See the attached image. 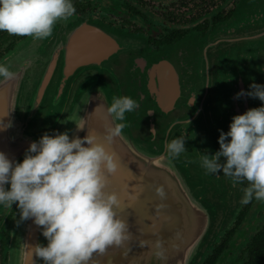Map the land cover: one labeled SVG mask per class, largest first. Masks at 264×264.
Returning a JSON list of instances; mask_svg holds the SVG:
<instances>
[{
	"label": "water",
	"instance_id": "obj_1",
	"mask_svg": "<svg viewBox=\"0 0 264 264\" xmlns=\"http://www.w3.org/2000/svg\"><path fill=\"white\" fill-rule=\"evenodd\" d=\"M73 22L59 21L54 29H66L63 24L71 27ZM77 36L68 44L72 55ZM41 41L31 37L0 62L15 74L12 80L0 76V152L15 165L45 134L67 132L70 139L96 136L116 155L119 169L109 176L105 191L116 192L123 201L117 212L128 221L133 239L122 248L110 247L104 255L94 254L93 259L98 264H200L243 208L248 182L233 187L222 170L208 174L201 166V155L220 151V132L230 131L233 117L264 107L258 98H236L242 90L251 91L252 83L264 85V0H242L233 18L204 41L190 39L187 45L152 56H130L146 44L134 35L107 31L101 46L93 39L83 45L91 51L99 49L101 58L96 57L95 63L102 65L101 72L106 65V77L86 79L91 84L81 83L79 93H48L43 87L52 76L39 75L37 99L27 107L24 87L36 53L30 48H38ZM78 80L84 81L76 76L74 81ZM125 96L139 107L126 113L124 121L114 120L107 109L113 97ZM43 97L51 108H41ZM193 97L195 103L190 104ZM61 102L60 108L54 107ZM118 123L127 126L108 143V129ZM181 136L186 151L171 157L165 145ZM161 187L163 199L156 193ZM5 189L10 190V184ZM137 192L138 199L130 200ZM16 204L0 217L6 264H45L35 254L30 260L28 256L36 245L47 246L43 228L34 218L22 221L19 207L11 215ZM4 207L0 204V211ZM158 252L163 256L158 257Z\"/></svg>",
	"mask_w": 264,
	"mask_h": 264
},
{
	"label": "clouds",
	"instance_id": "obj_2",
	"mask_svg": "<svg viewBox=\"0 0 264 264\" xmlns=\"http://www.w3.org/2000/svg\"><path fill=\"white\" fill-rule=\"evenodd\" d=\"M75 13L72 0H0V32L47 39L59 21H67ZM0 76L12 80L15 74L0 65ZM250 88L237 93L236 98L250 96L264 101V85L252 83ZM194 103L195 97L190 101ZM138 107L131 97H113L107 111L114 120L124 121L125 114ZM126 126L118 123L108 129V143ZM150 131L155 139L157 130ZM218 142L220 151L212 156L202 154L201 166L208 174L222 170L232 179L233 187L246 180L241 203L248 204L253 198L264 201V107L233 117L230 131L221 130ZM165 147L171 157H178L186 151L185 136L167 142ZM222 157L226 163H221ZM118 169L115 153L90 134L83 139H70L67 132L54 137L45 134L31 144L23 162L15 165L0 152V204L12 207L18 202L21 220L34 218L48 240L47 246L38 244L28 252L29 260L35 254L45 264H98L94 254L104 255L110 247L122 248L133 239L128 221L117 212L123 201L116 192L105 191L109 176ZM7 184L10 190L5 189ZM156 193L165 198L162 187ZM138 197L139 192L129 199Z\"/></svg>",
	"mask_w": 264,
	"mask_h": 264
},
{
	"label": "flooded vegetation",
	"instance_id": "obj_3",
	"mask_svg": "<svg viewBox=\"0 0 264 264\" xmlns=\"http://www.w3.org/2000/svg\"><path fill=\"white\" fill-rule=\"evenodd\" d=\"M76 13L68 20H74L73 29H53V34L42 39L41 45L31 47L39 61H30L29 74L24 89L28 94L24 104H32L36 100L37 76H52L44 92L82 91L80 84L88 83L86 79L108 75L95 58H101L99 49L90 50L83 46L92 39L94 44L102 45L106 32H121L138 37L144 50L130 52V56L142 54L152 56L166 48L187 45V40L204 41L214 34L225 22L229 21L239 9L242 0H72ZM78 34L74 44L73 55L68 44L71 37ZM31 37L14 36L0 32V62L20 44L28 42ZM75 50V51H74ZM187 51L179 59L183 62ZM79 76L83 82L74 81ZM73 78V79H71ZM65 82V85H63ZM92 90V86L90 91ZM54 106L60 108L61 104ZM52 105V103H51ZM41 108H51L47 97H43ZM18 209V202L11 215ZM9 207L0 211L3 219ZM264 231V201L255 198L245 204L231 228L219 242L205 255L200 264H255L257 255L253 257L257 239ZM1 234H5L1 231ZM5 243L0 241L1 264L7 263L4 256Z\"/></svg>",
	"mask_w": 264,
	"mask_h": 264
},
{
	"label": "trees",
	"instance_id": "obj_4",
	"mask_svg": "<svg viewBox=\"0 0 264 264\" xmlns=\"http://www.w3.org/2000/svg\"><path fill=\"white\" fill-rule=\"evenodd\" d=\"M240 214V213H239ZM258 252V260L255 262V264H264V231L259 236V239H257V243L255 244L254 251H252L253 257L257 255ZM253 261L250 263L252 264Z\"/></svg>",
	"mask_w": 264,
	"mask_h": 264
},
{
	"label": "rangeland",
	"instance_id": "obj_5",
	"mask_svg": "<svg viewBox=\"0 0 264 264\" xmlns=\"http://www.w3.org/2000/svg\"><path fill=\"white\" fill-rule=\"evenodd\" d=\"M67 24H68V23L63 24L62 27L71 30V29H72V26H71V27H70V26L67 27V26H66ZM32 57H35V59H36V60L34 59L35 61H39V60H40V58L37 57V54H36V53H35L34 55H32ZM34 60H33V61H34ZM27 92H30V91H26V90L24 89L25 96L28 94ZM244 205H245V204H243V206H244ZM231 226H232V225H231ZM230 228H231V227H230ZM230 228H229V229H230ZM229 229H228V230H229ZM228 230H227V231H228ZM225 234H226V233H225ZM221 237H222V236H221ZM1 263H2V258H1V255H0V264H1Z\"/></svg>",
	"mask_w": 264,
	"mask_h": 264
}]
</instances>
